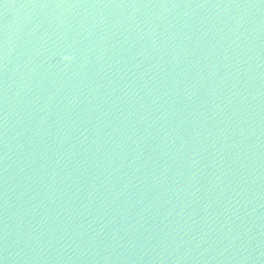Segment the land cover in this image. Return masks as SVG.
<instances>
[{"label": "water", "instance_id": "1", "mask_svg": "<svg viewBox=\"0 0 264 264\" xmlns=\"http://www.w3.org/2000/svg\"><path fill=\"white\" fill-rule=\"evenodd\" d=\"M0 264H264V0H0Z\"/></svg>", "mask_w": 264, "mask_h": 264}, {"label": "clouds", "instance_id": "2", "mask_svg": "<svg viewBox=\"0 0 264 264\" xmlns=\"http://www.w3.org/2000/svg\"><path fill=\"white\" fill-rule=\"evenodd\" d=\"M62 62L64 63H71L73 60V57L71 55H64L62 58Z\"/></svg>", "mask_w": 264, "mask_h": 264}]
</instances>
